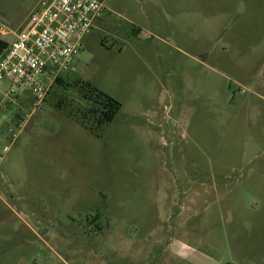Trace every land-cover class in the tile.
<instances>
[{"label":"rangeland","instance_id":"374dc122","mask_svg":"<svg viewBox=\"0 0 264 264\" xmlns=\"http://www.w3.org/2000/svg\"><path fill=\"white\" fill-rule=\"evenodd\" d=\"M104 5L42 102L0 99V264H264V0ZM84 81L121 104L99 134Z\"/></svg>","mask_w":264,"mask_h":264},{"label":"built area","instance_id":"2783aa9c","mask_svg":"<svg viewBox=\"0 0 264 264\" xmlns=\"http://www.w3.org/2000/svg\"><path fill=\"white\" fill-rule=\"evenodd\" d=\"M104 1L38 0L18 30L0 25V38L8 43L0 56V83L10 82L6 95L20 86L30 92L33 105L42 102L55 79L71 69Z\"/></svg>","mask_w":264,"mask_h":264},{"label":"trees","instance_id":"16d2710c","mask_svg":"<svg viewBox=\"0 0 264 264\" xmlns=\"http://www.w3.org/2000/svg\"><path fill=\"white\" fill-rule=\"evenodd\" d=\"M6 40L0 38V56L7 47ZM63 80L59 77L55 79V83H61ZM82 91L84 99L87 101L88 107L80 109L73 114L68 110L67 114L77 120L82 126L90 129L92 132L99 134L104 124L110 122L115 117L121 104L112 96L100 91L90 82H82ZM58 101V107L63 106ZM65 108V107H64ZM97 215L94 216L96 218Z\"/></svg>","mask_w":264,"mask_h":264},{"label":"crops","instance_id":"0c3cea01","mask_svg":"<svg viewBox=\"0 0 264 264\" xmlns=\"http://www.w3.org/2000/svg\"><path fill=\"white\" fill-rule=\"evenodd\" d=\"M98 21V20H97ZM97 21H96V23H97ZM8 88V87H7ZM7 88H6V90H7ZM0 93H1V95H0V99L1 98H3L5 95H6V91H1L0 90Z\"/></svg>","mask_w":264,"mask_h":264}]
</instances>
